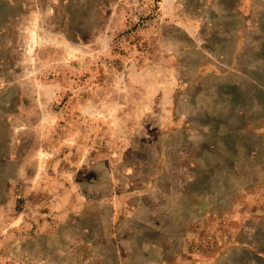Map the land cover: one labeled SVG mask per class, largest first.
<instances>
[{
	"label": "rangeland",
	"instance_id": "1",
	"mask_svg": "<svg viewBox=\"0 0 264 264\" xmlns=\"http://www.w3.org/2000/svg\"><path fill=\"white\" fill-rule=\"evenodd\" d=\"M0 264H264V0H0Z\"/></svg>",
	"mask_w": 264,
	"mask_h": 264
}]
</instances>
